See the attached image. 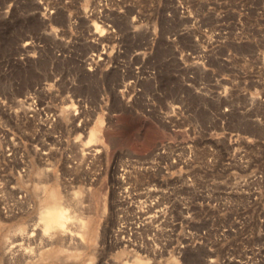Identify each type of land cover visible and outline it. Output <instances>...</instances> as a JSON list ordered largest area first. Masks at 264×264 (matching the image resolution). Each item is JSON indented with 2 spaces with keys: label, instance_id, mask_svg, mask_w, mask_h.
Listing matches in <instances>:
<instances>
[{
  "label": "rangeland",
  "instance_id": "obj_1",
  "mask_svg": "<svg viewBox=\"0 0 264 264\" xmlns=\"http://www.w3.org/2000/svg\"><path fill=\"white\" fill-rule=\"evenodd\" d=\"M0 65V264H264V0H0Z\"/></svg>",
  "mask_w": 264,
  "mask_h": 264
},
{
  "label": "bare ground",
  "instance_id": "obj_2",
  "mask_svg": "<svg viewBox=\"0 0 264 264\" xmlns=\"http://www.w3.org/2000/svg\"><path fill=\"white\" fill-rule=\"evenodd\" d=\"M48 10H50V9H48ZM29 98H31V97L29 96ZM31 99L35 100L33 98H31ZM96 137H98L97 131L94 129L90 130L89 140H92ZM97 150H98V148H97ZM76 195H77V192L74 193V196H76ZM61 198H63V197L60 195V192H58V189L52 188V190H50V192H49V197L44 201V204L42 205V208L40 210L39 219H40L41 224H42V226H41L42 227V235H44V236L46 235V237H47V235L48 236L54 235L55 233H58V232H59V234H65V233H68V231H70V233H73V232H71L70 221L73 220V218L75 217V214H72L69 211V209L65 203V199L63 200ZM66 200H67V198H66ZM78 220H80L82 222V224H84V222L81 219L78 218ZM32 234H33V231L32 232H29V230L24 231V233L20 234V236H19L21 238V241H17V238H15L14 240L11 241L9 248L10 249H12V248L17 249V246L19 248H21L23 246L24 240L25 239L28 240L29 238H31ZM71 235L73 236V234H71ZM129 242H131V241L129 240ZM144 262L145 261L141 257L137 256L135 258L134 264H144ZM85 264H92V262L89 260ZM153 264H155V263H153Z\"/></svg>",
  "mask_w": 264,
  "mask_h": 264
}]
</instances>
